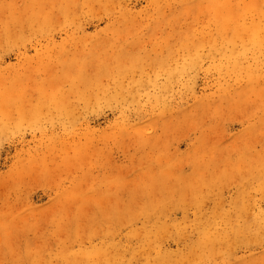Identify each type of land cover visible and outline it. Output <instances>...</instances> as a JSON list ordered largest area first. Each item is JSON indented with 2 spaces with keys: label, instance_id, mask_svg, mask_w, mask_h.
Segmentation results:
<instances>
[{
  "label": "rangeland",
  "instance_id": "rangeland-1",
  "mask_svg": "<svg viewBox=\"0 0 264 264\" xmlns=\"http://www.w3.org/2000/svg\"><path fill=\"white\" fill-rule=\"evenodd\" d=\"M0 264H264V0H0Z\"/></svg>",
  "mask_w": 264,
  "mask_h": 264
},
{
  "label": "bare ground",
  "instance_id": "bare-ground-1",
  "mask_svg": "<svg viewBox=\"0 0 264 264\" xmlns=\"http://www.w3.org/2000/svg\"><path fill=\"white\" fill-rule=\"evenodd\" d=\"M253 2V1H252ZM257 2V1H256ZM254 3V2H253ZM245 4V3H244ZM251 5V4H250ZM252 5H254V4H252ZM217 8V7H216ZM203 9V8H202ZM215 9V8H214ZM224 9L226 10V7H224ZM206 10V9H205ZM236 11V10H235ZM220 14H222L221 12H220ZM225 14V13H224ZM232 15H234V14H232ZM185 37V36H184ZM78 62V61H77ZM51 82V81H50ZM256 92V91H255ZM21 94V93H20ZM247 100V99H246ZM212 156V155H211ZM210 157V156H209ZM148 179H149V177H148Z\"/></svg>",
  "mask_w": 264,
  "mask_h": 264
}]
</instances>
